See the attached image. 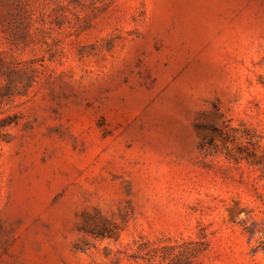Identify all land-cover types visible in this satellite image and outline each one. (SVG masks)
Listing matches in <instances>:
<instances>
[{
    "label": "rangeland",
    "instance_id": "1",
    "mask_svg": "<svg viewBox=\"0 0 264 264\" xmlns=\"http://www.w3.org/2000/svg\"><path fill=\"white\" fill-rule=\"evenodd\" d=\"M0 264H264V0H0Z\"/></svg>",
    "mask_w": 264,
    "mask_h": 264
}]
</instances>
